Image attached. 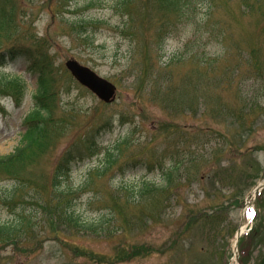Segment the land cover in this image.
I'll return each mask as SVG.
<instances>
[{
  "label": "rangeland",
  "instance_id": "rangeland-1",
  "mask_svg": "<svg viewBox=\"0 0 264 264\" xmlns=\"http://www.w3.org/2000/svg\"><path fill=\"white\" fill-rule=\"evenodd\" d=\"M163 1H132L134 19L125 22L117 0H0V9L27 20L25 33L45 40L57 117L72 102L81 110L64 115L63 131L24 175L48 197L62 152L92 133L97 155L77 163L62 188L79 190L73 201L82 219L96 223L107 215L99 229L80 230L44 201L42 218L0 238V264H264V190L253 196L264 182V100L253 108L223 72L239 62L242 74L251 76L261 62L264 73V49L255 52L263 47L264 0ZM172 4L189 19H177ZM82 18L99 20L90 31L97 47L73 31ZM221 19L226 40L218 42ZM206 20L217 25L216 32ZM163 21L170 27L161 58L157 34ZM71 58L115 83L117 100L106 104L72 83L66 68ZM208 64L216 70L205 75ZM28 67L24 57L0 64V156L20 144L23 120L35 102L39 71ZM15 78L23 86L2 85ZM230 80L235 83L234 74ZM118 148L121 156L110 161L108 153ZM162 169H172V178L154 202L147 197L136 204L115 194L122 186L135 191L144 180L163 184ZM114 194L118 214L112 211ZM23 210L37 212L38 206L0 205V222L20 219ZM210 213L224 221L220 242L206 237L201 217ZM241 227L247 228L236 251Z\"/></svg>",
  "mask_w": 264,
  "mask_h": 264
},
{
  "label": "trees",
  "instance_id": "trees-1",
  "mask_svg": "<svg viewBox=\"0 0 264 264\" xmlns=\"http://www.w3.org/2000/svg\"><path fill=\"white\" fill-rule=\"evenodd\" d=\"M132 1L135 0H117L115 5L117 7V11H122V14L126 16L125 22H131L134 19L133 16L135 15V11ZM160 2L164 1L160 0ZM242 6L245 8V11L246 8H249L246 3ZM171 8L173 10L171 12L175 14L177 19H189L186 12H183L174 4L171 5ZM26 21H24V19H20V16L16 15L14 11H9V9L6 10L4 8L0 9V64L19 57H25L32 62V70L38 69L41 72L38 80V89L34 96L35 105L25 120L27 130L23 135L19 146L12 153L0 156V205L13 209L20 205L28 206L32 204L38 206V211L27 213L26 210H23L19 220L12 223L0 222V238L11 237L20 233L26 224V220L42 218L40 216V212L41 210H44V213H46L48 209L45 208L62 212L66 219L76 228H80V230L86 227L91 230L99 229L107 222V215L104 214L96 223H90L82 219L80 215L76 213L73 201L74 196L79 194V190L62 188L63 181L69 177L74 165L79 161L96 154L97 146L92 133L87 134L83 143L71 144L66 148L58 160L50 178L52 192L48 197L37 189L32 179L24 175L35 165L42 155L47 153L55 134L63 131L60 125L66 121V119H64V115L68 113L69 115L77 116V114L81 112L80 108H78L79 106L72 102L70 104L71 106H68L67 110H63L61 114L62 117H57L56 94L50 89L46 77L49 65L46 63L48 58L47 55H45L43 48L45 40L37 38L34 39L29 34L25 33L22 28ZM221 21L223 25L220 26V29L217 32L215 31V27L217 25L211 24L208 20H206L204 24H206V27L211 28L212 32H216L217 35L220 36L226 28V21L224 19H221ZM99 23V20L96 19L82 18L76 23L73 31L79 37H82L80 38L82 39V42L88 43L89 46H96L95 41L90 40V31L93 25H97ZM169 27L170 26H165L163 21L160 31L157 34V50L162 54V56H164L166 36L169 32ZM261 34L263 36V47L256 46V53H260V51L264 49V26ZM219 40L220 41L218 42L226 40L225 34H223ZM133 51L137 52L134 48ZM209 64L207 66L208 71L205 75L213 74L216 70L215 65ZM262 68L261 62L255 63V69L251 76L242 74L239 62L233 68L230 67L223 70L226 75L230 76L226 82L229 85L231 84L234 86L238 96L248 104H251L253 108L254 106L260 105V103H262L261 100H264V78H262L264 73ZM233 73L235 74V83L230 80ZM71 82L74 83L73 81ZM10 83L11 81L9 80L2 83V85L8 87ZM19 93L20 92L17 93V101L20 100V96H18ZM119 156H121L120 149H118L117 152L110 153L108 158L110 161H115ZM176 163V168H178L181 165V162L178 160ZM149 166H151V164H149ZM162 170L163 185H160L161 189L159 188V185L157 186L155 183L145 181L138 187L136 193L134 191L130 192V188L128 187H122L115 194L122 195L127 201L131 195H135L136 198L134 196V202L139 203L140 200L147 197H149L150 203L154 202L162 191L169 189L167 186L169 185V182H171L173 173L172 169ZM164 184L166 186H164ZM115 194L114 199H112V204H114L118 209L114 208L112 211L118 214L119 205L115 200ZM23 198L24 200L22 202ZM44 201L45 208H41L43 207ZM50 214L52 215V213ZM201 222L209 241L216 243L217 241H221L223 239L221 234L225 226L223 224V219L219 215L215 213L205 214L201 217Z\"/></svg>",
  "mask_w": 264,
  "mask_h": 264
},
{
  "label": "water",
  "instance_id": "water-1",
  "mask_svg": "<svg viewBox=\"0 0 264 264\" xmlns=\"http://www.w3.org/2000/svg\"><path fill=\"white\" fill-rule=\"evenodd\" d=\"M67 67L73 76L81 84L94 92L101 100L112 103L117 97V87L110 81L102 78L91 68L80 64L77 60L71 59L67 62Z\"/></svg>",
  "mask_w": 264,
  "mask_h": 264
}]
</instances>
